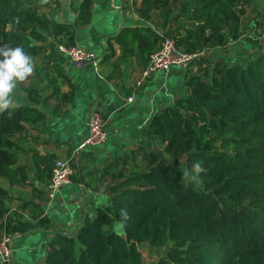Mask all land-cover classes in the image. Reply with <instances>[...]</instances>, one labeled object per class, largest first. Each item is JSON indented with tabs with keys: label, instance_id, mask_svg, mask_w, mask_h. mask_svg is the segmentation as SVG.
Wrapping results in <instances>:
<instances>
[{
	"label": "trees",
	"instance_id": "16d2710c",
	"mask_svg": "<svg viewBox=\"0 0 264 264\" xmlns=\"http://www.w3.org/2000/svg\"><path fill=\"white\" fill-rule=\"evenodd\" d=\"M252 1L135 0L132 11L142 24L122 28L100 55L117 77L131 62L145 70L167 37L185 54H205L179 69L198 64L189 70L187 96L140 130L163 150L134 147L115 161L107 181L110 208L68 234L52 231L47 216L27 220L21 209L29 203L13 210L10 188L29 183L20 158L32 151V128L46 119L42 104L59 95L58 114L74 100L76 88L58 47L77 46L78 31L92 23L94 3L72 0L76 18L61 23L47 13L52 0H0V47H22L32 58L44 54L53 87L47 96L33 88L28 103L0 112V243L4 233L54 232L43 264H146L144 246L166 250L148 264H264V54L244 60L216 51L240 41ZM64 84L67 93H61ZM33 156L52 178L59 157ZM183 159L195 179L181 166ZM118 224L124 236L116 232Z\"/></svg>",
	"mask_w": 264,
	"mask_h": 264
},
{
	"label": "crops",
	"instance_id": "0c3cea01",
	"mask_svg": "<svg viewBox=\"0 0 264 264\" xmlns=\"http://www.w3.org/2000/svg\"><path fill=\"white\" fill-rule=\"evenodd\" d=\"M71 1L58 0L59 6L54 5L47 11L50 18L61 23L73 22L76 16L70 8ZM93 3L92 23L78 31L76 43L77 46L85 45L91 50H98L103 57L109 51V39L125 26L140 25L143 21L129 10L125 0H93ZM32 60L34 71L27 79L30 85L25 84L27 80L16 85L11 94V107L28 103V93L33 88H38L45 96L51 93L53 87L47 85L45 55H38ZM90 67V64H75L69 60L64 64L76 88L74 100L58 114L54 113V109L61 102L59 95H54L42 104L40 108L46 114V119L32 128L33 139L27 145L33 152L20 158V165L28 171L29 183L10 188L13 210L29 203L25 209H21L26 219L47 216L52 221L51 230L56 232L74 234L88 217L94 218L98 210L110 208L107 181L110 178L109 171L113 169L112 164L124 158L134 147L155 150V145L140 130L162 108L187 96L189 70H197V67L191 66L187 71L177 69L167 74L157 73L147 78L142 86L133 88L142 80L145 71L135 62L125 66L121 73L118 72L121 77H117L110 61L101 62L98 71ZM60 90L61 93H67L70 87L64 84ZM131 98H134L132 102L129 101ZM95 110L102 112L108 123L109 141L101 148L82 153L76 164L77 173L72 188L61 190L55 203L48 194L51 177L46 174L41 161L33 156L34 152L40 156L56 154L59 159L69 157L84 142L89 116ZM59 207L64 208V216L59 214ZM54 234L39 231L14 238V243L17 238L20 241L23 239L22 248L27 253L25 257L19 256L13 243V264H43L47 256V243Z\"/></svg>",
	"mask_w": 264,
	"mask_h": 264
},
{
	"label": "built area",
	"instance_id": "2783aa9c",
	"mask_svg": "<svg viewBox=\"0 0 264 264\" xmlns=\"http://www.w3.org/2000/svg\"><path fill=\"white\" fill-rule=\"evenodd\" d=\"M125 2L132 10L135 0H125ZM58 51L72 63L90 64L97 71L102 61L100 55L79 46L68 47L60 45ZM204 54L203 52L192 55L185 54L177 47L175 40L167 37L163 41L161 49L151 55L150 64L146 67L142 80L133 85V88L142 86L144 79L146 80L157 73L167 74L174 69H186L193 60ZM133 100L134 98H131L129 101L132 102ZM109 138L105 117L99 110L93 111L89 116L88 132L84 142L69 157L58 159L55 163L48 190L51 201L56 200L61 190L73 184L74 165L80 161L82 153L98 146H104L109 141ZM13 243L14 238L4 233L0 243V264H13Z\"/></svg>",
	"mask_w": 264,
	"mask_h": 264
},
{
	"label": "rangeland",
	"instance_id": "374dc122",
	"mask_svg": "<svg viewBox=\"0 0 264 264\" xmlns=\"http://www.w3.org/2000/svg\"><path fill=\"white\" fill-rule=\"evenodd\" d=\"M77 1V0H76ZM52 3L54 5H58V0H52ZM264 18V0H253L251 5L246 8V13L243 17L242 21V37L240 38V41L236 42L235 44L229 45L227 48L222 49V50H216L219 51L222 56H227V57H237L238 54L246 56L244 60H249V58L254 57L257 54H264V28L259 27L261 22L263 21ZM261 20V21H260ZM79 47H82L84 49L90 50L95 52L97 55H100L98 50H91L85 45H79ZM42 55V54H41ZM206 56H211V52L207 51ZM41 63H43V59H41ZM198 64L193 65V67H197ZM91 69L95 70L94 67H90ZM177 70V69H174ZM43 81V80H42ZM145 81V79H144ZM142 82V85L144 83ZM25 84H29V81L25 82ZM108 125V123H107ZM108 134L110 136L108 127H107ZM155 149L162 151L163 148L161 145L157 142L154 146ZM143 166V162L141 161L140 164L137 161L136 166L140 167ZM181 166L188 171L189 175L191 178L195 179L194 176V170L191 169L190 164L183 159L181 161ZM3 181V180H1ZM5 184V181L3 182V185ZM6 186V185H4ZM72 188L71 185L65 187L63 190ZM65 200H67V194H65ZM55 203L58 202V200L54 201ZM53 202V203H54ZM64 208L59 207V214L61 216H64ZM116 232L124 236V228L121 224L116 225L115 227ZM21 242V243H20ZM23 245V239L20 241L19 238L16 239L14 243V249L15 251L18 252L19 256H26L27 250L25 248H22ZM143 251V258L146 264L150 262L157 261L161 256H163L166 253V250H157L153 249L149 246H144L142 248Z\"/></svg>",
	"mask_w": 264,
	"mask_h": 264
},
{
	"label": "clouds",
	"instance_id": "9594fccd",
	"mask_svg": "<svg viewBox=\"0 0 264 264\" xmlns=\"http://www.w3.org/2000/svg\"><path fill=\"white\" fill-rule=\"evenodd\" d=\"M33 71L32 57L22 47H0V112L12 106L11 94L17 82L24 81Z\"/></svg>",
	"mask_w": 264,
	"mask_h": 264
}]
</instances>
